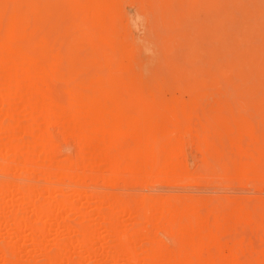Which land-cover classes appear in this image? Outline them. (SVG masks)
<instances>
[{"label": "rangeland", "instance_id": "1", "mask_svg": "<svg viewBox=\"0 0 264 264\" xmlns=\"http://www.w3.org/2000/svg\"><path fill=\"white\" fill-rule=\"evenodd\" d=\"M82 1H84L83 7L79 0H42V2L41 0H23L26 13L29 16L27 26L29 36L35 38L38 34L37 37L42 40L43 45L53 51L51 56L54 63L51 65L55 67L51 66L52 71L46 67L49 73L46 74V85H43L41 94L47 96L54 93L55 90L58 91L59 97L55 93L56 96L54 94L52 96H55L54 98L61 106H64L62 103L64 101L65 111L68 110L69 113L71 111V114H73L74 108L68 106V102L73 96L72 91L78 93L84 89L101 94L106 98V102L110 101V106L113 107L112 109L108 107L109 103L103 106L105 115L107 112L106 116L112 119L111 123L114 120V125L110 123L108 126L111 125L112 130L115 129V131L119 130V128H114L117 126H121L122 129L120 130L121 134L113 139L116 144L133 140L131 137H125L122 122L127 125V128L130 127L131 130L140 133H143V129L147 132L157 133L182 130L181 133L184 135H180L178 140L181 148L183 144V152L181 151L179 158L181 160L183 158L186 171H183L184 174H182L183 172L176 173L166 183L158 181L155 176H150L151 179H148V182H146L147 178L140 181L134 174L125 173L127 178L119 182L116 187L113 186L114 189L112 186L102 185L98 179L91 181L87 178L84 187L87 195H81L74 199L73 203L77 206L88 205L89 209H93L97 203V195L110 192L112 195L120 197L122 201H129L132 197L144 198V196L146 198L148 196V199L164 198L172 201L175 198L179 200L183 197L197 200L204 206L218 205L219 203L225 205L229 201L233 205V203L243 201V203H250L254 207L258 203L260 204L257 207H264V158L259 157L261 152L264 153V0ZM102 4H105V7ZM8 6L7 2L0 0L1 8L6 10ZM98 10L100 13H97ZM76 11L80 13L79 16ZM84 11L86 12L84 13ZM82 12L84 15L86 14V18L81 14ZM98 15L101 16L98 17ZM103 18H105L106 28L108 27L106 30L103 29V32H106L105 35L100 28V24L104 21ZM96 25L101 30H97V28L94 30L93 27ZM159 25L164 33L159 30ZM36 30H38L37 34L34 35ZM158 31H160V35ZM55 44L57 46L53 47ZM101 70L106 73L104 74ZM90 71L92 72L88 74ZM91 74L92 76H90ZM46 79H48L47 82ZM71 81L76 82L72 84ZM65 85L66 87H64ZM70 86H75V88H72L71 91ZM54 87L57 89L54 90ZM60 100H62L61 103H59ZM107 108L110 110L107 111ZM180 113L181 115L184 113L185 118ZM124 118L130 119L132 122L124 120ZM179 124H182L184 129H180L181 125ZM183 124L185 125L183 126ZM176 126L179 130L175 128ZM190 128L195 132H191ZM47 129L52 143V156L59 161L66 159L67 155H69L67 158H70L71 155L72 158H75L80 147L76 138L65 132L64 135L61 126L56 123L48 125ZM184 130L187 131L186 134L190 133V135L187 134L188 136L185 137ZM242 135L246 139H243ZM182 138L185 140L183 139V141ZM237 138H239L238 141H236ZM223 139L225 140L223 141ZM240 140L247 141L242 144ZM224 152L233 153L234 156ZM227 157L238 159V162H246L247 169L239 172V175L235 174L227 164L229 159ZM252 157H258L260 161H253ZM102 172L108 173L105 169ZM249 173L251 175H245ZM10 177L12 176H9V180L12 181L16 178L17 181L19 179L18 176H13V179ZM36 178L40 179L35 176V180ZM36 181L33 179V182ZM38 182L43 181H37L36 188L39 189L41 184ZM66 183H68L67 180L62 186L65 187ZM88 188L89 190H87ZM107 188L113 189V191ZM61 197L69 198L67 188L63 189ZM87 197L90 199L88 200ZM237 198L239 199L237 200ZM231 204L227 203L226 205ZM104 212H107L105 206L103 207ZM63 215L66 224L74 229L79 228L80 223L75 215L72 213ZM68 215L72 217H68ZM91 220L98 224L97 226L105 221V219H100L103 220L101 222L99 217L95 216ZM121 221L128 227L134 219L133 216L124 215ZM1 228L0 240L3 238L7 240L8 226L3 225ZM156 228L157 230H155ZM246 229L239 233L248 236L246 241L253 245L257 242V246H259L260 229ZM52 233L44 238L46 247H51L54 240V233L53 235ZM152 233H154V240L161 244L166 252H174L177 241L167 227L158 224ZM232 233L234 238L236 233ZM26 234L25 232L24 235ZM71 234L69 239L73 240L76 232ZM103 234L104 232L101 233L100 239H97V244L104 243L102 242V240L105 241ZM63 236L62 238H67L66 235ZM230 237L229 239L223 238L226 245L228 243L232 245ZM145 241L144 239L140 240L142 244ZM22 242H24L21 243L22 250H24L18 253V258L23 261L25 258V260H29L27 258L31 251L29 244L26 243V240ZM3 243L6 244V241ZM80 249L75 245L72 246V249L71 246L68 248L72 260L77 258L76 255ZM100 250L98 249L99 252ZM80 252L79 255L82 254V250ZM224 252L227 253L226 250ZM242 254L246 255L245 252ZM242 254L241 257L246 259L247 256L245 258ZM106 255L105 253L102 256Z\"/></svg>", "mask_w": 264, "mask_h": 264}, {"label": "bare ground", "instance_id": "2", "mask_svg": "<svg viewBox=\"0 0 264 264\" xmlns=\"http://www.w3.org/2000/svg\"><path fill=\"white\" fill-rule=\"evenodd\" d=\"M4 1L9 6L6 10L0 7V176H2L0 178V228L7 225L8 231H6L7 240H4V238L0 240L1 264H69L68 262L72 264H264V207H257L260 204L257 205V201L255 207L250 203H243V201H240L242 203L232 202V205L229 200L227 203L231 205H226L225 202V205L217 203L218 205L204 206L197 200L183 197L179 200L175 198L172 201L158 198L159 196L158 199H148V196L147 198L144 196V198L132 197L129 201H122L120 197L109 192L110 194H107L112 196L104 193L97 195V203H95L93 209H89L88 205L77 206L73 203L74 199L81 195L84 196V194L87 195L84 190L86 189L84 187L87 178L91 181L98 179L102 185L112 186L114 189L119 182L127 178L125 173L134 174L140 181L147 178V181L144 180L148 182V179H151L150 176H155L158 181H165L166 183L176 173L186 171L185 163L182 161L183 158L182 160L179 158L183 144L181 148L178 140L179 136L184 134L181 133L182 130H175V128H178L177 126L172 127L177 132L157 133L147 132L143 129V133H140L131 130L130 127V130H128L127 125L122 122L126 125L122 124V128L125 129H123L124 134H126L125 137H131L133 140L116 144L113 139L121 134L120 130L122 129L121 126H117L114 128H119V130H112L111 125H114V120L111 123L112 119L106 116L107 112L105 115L103 108L110 101L106 102V98L101 94L84 89L82 91L78 89L80 92L75 93L72 91L75 86H70L73 96L69 99L68 106L74 108L73 114H71V111L70 113L68 110H66L68 113L65 111L64 101L60 100L59 102L62 101L64 106L57 103L58 100L54 98L55 94L58 93L55 90L56 87H54L55 94L52 92L51 95L43 96L41 94L42 87L46 85L45 78L46 74L49 73L46 67L49 71H52L51 66H54L51 65L54 63L51 56L53 51L48 50L47 46L43 45L42 40L38 39V30L34 33V35L37 34V38L29 36L27 27L29 16L26 13L23 0ZM79 2L83 7L84 1L79 0ZM97 13H100L99 10ZM76 14L79 16L80 13L76 11ZM81 14L84 15L83 12ZM100 16L98 15V17ZM103 19V25L99 21L102 30L98 25H96L98 27L94 26L93 29L97 28L102 32L103 29L106 30L108 27L106 28L105 18ZM29 23L31 25V22ZM159 30H161V26ZM101 31L99 32L102 34ZM158 32L160 35V31ZM161 32L164 33L163 30ZM103 33L105 35L106 32ZM165 34L167 35V33ZM105 40L107 41V38ZM56 46L57 44L53 45V47ZM95 70L97 71V69ZM91 72H88V74ZM49 81L48 83H50ZM73 82L71 81L72 84H75ZM51 85L54 86L55 84ZM76 88H79V86H76ZM52 94L55 96L53 97ZM144 94L146 93L144 92ZM61 96L60 99L64 98V96ZM110 104L108 107L112 109L113 107ZM108 110L110 109L107 108ZM182 114L180 113L185 118L184 113ZM201 119L203 120V118ZM124 120L131 121L126 118ZM52 123L59 124L62 133L73 135L80 143L75 158H72V155V157L67 158L69 156L67 155L66 159L59 161L52 156V143L47 129V126ZM110 123L111 125L108 126ZM179 125H181L180 129H184L182 124ZM184 131L185 137L187 134L190 135V133L186 134V130ZM243 139L246 138L243 136ZM245 141L240 140L242 144ZM238 145L240 146V144ZM250 146L252 147V145ZM245 151L247 150L245 149ZM225 154L234 156L233 153L226 152ZM260 154H258L259 157L264 158V153L261 152ZM251 159L257 162L260 161L258 157H252ZM237 160L229 158L227 164L235 174L238 173L239 175V172L247 169L248 164ZM103 169L107 170L108 173L104 174ZM203 169L205 168L203 167ZM245 175H251V173ZM9 176H18L19 179L17 181L16 178V181H12L9 180ZM35 176L40 178H36L37 181H43L38 182L41 184L39 189L36 188ZM192 178L194 179V177ZM33 179L36 182H33ZM65 180L68 183L64 187L62 185H64ZM65 188L69 191L68 199L61 197ZM89 188L91 187L89 186ZM113 189L108 190L113 191ZM87 199L90 198L87 197ZM104 206L107 208V212L103 213ZM66 213H72L76 216L80 223L79 228L74 229L64 222L63 214ZM124 215L133 216L134 221L129 223L128 227L121 223ZM70 216L68 215V217ZM93 216L99 217V220L105 219V221L102 220L103 223L97 226L98 224L93 223L91 220ZM68 217L66 218L68 219ZM86 217H90L89 219L92 222L90 223L88 218V222H85L87 221ZM158 224L167 227L176 238L177 245L173 253L166 252L161 244L154 240V233L156 232L153 231L154 233H152V230ZM246 228L248 230L249 228L251 230H253L252 228L260 229V232L257 231L260 233L259 246L256 242L255 247V245L246 241L248 236L239 233ZM101 230L105 234L102 235L105 240H102L104 242L102 245L97 244V239H100L102 233ZM50 231L54 233V240L51 247H46L44 238L51 233ZM25 232L26 235H24ZM75 232V238L73 240L69 239L71 238L69 235ZM232 232L236 233L234 238ZM228 233L232 236L230 237ZM63 235H66L67 238H62ZM241 235L243 238H241ZM228 236L232 239H230L232 245L230 243L226 245L223 242L224 237L229 239ZM143 239L146 240L144 244L140 242ZM24 240L29 244L31 251L29 255L27 254L30 257H27L29 260H25V258L23 261L18 258V253L24 250L21 246ZM3 241H6V244ZM252 241L254 243V239ZM74 245L81 248L82 254H78L79 250L78 256L76 255L77 258L72 260L68 248L71 246L72 249ZM95 245L99 247L98 249H101L100 252ZM225 250L227 253L224 252ZM244 252L246 255L242 254ZM105 253L107 255L102 256ZM204 253H207V255H204ZM241 254L245 258L247 256V258L243 259Z\"/></svg>", "mask_w": 264, "mask_h": 264}]
</instances>
